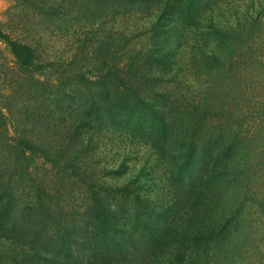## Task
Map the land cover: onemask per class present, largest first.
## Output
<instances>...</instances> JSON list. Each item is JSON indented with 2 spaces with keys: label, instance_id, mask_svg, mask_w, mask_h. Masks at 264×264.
Masks as SVG:
<instances>
[{
  "label": "trees",
  "instance_id": "1",
  "mask_svg": "<svg viewBox=\"0 0 264 264\" xmlns=\"http://www.w3.org/2000/svg\"><path fill=\"white\" fill-rule=\"evenodd\" d=\"M24 1L45 15L54 16L61 9V4L47 0ZM121 1L123 14L137 7L147 9L151 3ZM208 2L162 0L158 22L150 32V50L140 59L133 55L120 66L108 67L101 77L104 81L87 77L83 71L59 77V89L64 93H82L74 99L79 115L70 136L79 137L82 130H119L169 153L170 181L187 195V205L178 200L183 212L170 220L173 207H148L130 188L100 182L80 164L82 148H75L67 135L59 137L57 147H49L29 139L25 121L17 126L11 122L10 132L0 107V264H80L79 251L85 254L88 248L95 251L94 256L126 264H136L141 258L144 264H264L255 246L254 225L257 219H264V59L255 52H241L225 66L219 48L226 49L229 38L241 39L243 30L205 31V47L211 37L214 48L205 61L212 79L216 81L230 70L236 73L247 61L252 66L255 87L250 95L240 90L233 105L227 93H223L225 98L218 96L217 83L190 107H178L177 102L171 105L154 78L156 74L175 76L173 55L164 51L171 23L182 29L197 28ZM0 40L21 70L41 74L53 67L39 61L32 47L1 29ZM225 54H233V49ZM246 76H238L237 83ZM29 113L26 111L32 116ZM36 159L50 163L51 171L72 190L83 188L89 227L78 226L68 217L72 215L64 211L61 191L59 196L50 194L41 179L31 178ZM18 188L26 189V201ZM252 256L257 258L252 261Z\"/></svg>",
  "mask_w": 264,
  "mask_h": 264
},
{
  "label": "rangeland",
  "instance_id": "2",
  "mask_svg": "<svg viewBox=\"0 0 264 264\" xmlns=\"http://www.w3.org/2000/svg\"><path fill=\"white\" fill-rule=\"evenodd\" d=\"M47 1L61 4L60 12L54 16L45 15L28 6L24 0H0L2 32L32 47L39 61L53 64L41 74L23 71L16 65L8 46L0 40V107L8 118L10 132L11 122L17 126L25 121L29 139L49 147H57L60 136H69L75 148H82L80 164L90 174L94 173L100 182L130 188L146 200L148 207H173L170 220H175L183 212L182 206L187 205V195L179 193L170 181L169 153L144 140L132 139L119 130H82L79 137L72 138L70 132L79 115L74 99L82 93H69L67 90L64 93L59 89V77L83 71L87 77L101 79L113 64L120 66L129 56L140 59L147 53L152 24L158 22L162 0H151L147 9L137 7L127 14L119 8L121 0ZM197 22V28L184 29L171 23L172 30L164 51L173 55L171 60L176 63L175 76L172 79L169 75L156 74L157 89L167 93L171 105L177 102L175 105L178 107H190L192 102L206 94L208 87L217 83L221 91L218 96L225 98L223 93H227L228 102L233 105L240 90L250 95L256 84L251 79L252 66L247 61L248 65L238 68L236 73L230 70L215 81L210 77L211 70L208 73L205 67L206 56H210L211 48L214 49L213 43L211 37L208 38L209 47L206 48L203 34L209 29L243 30L241 39L229 38L227 48H219V56L223 57L222 60L226 59L225 66L230 65L232 58L240 57L241 52L248 55L255 52L263 60L264 0H209ZM229 48L233 49V54H225ZM245 74L246 78L237 83L238 76ZM61 98L62 104H59ZM26 111L32 116H27ZM171 148L175 150L176 146L173 148L171 145ZM261 168L264 176V164ZM32 173L31 178L41 179L50 194L59 196L61 191L64 211L72 215L68 217H73L78 226L87 224L89 227V204L82 196L83 188L72 190L54 170L51 171L50 163L41 159H36ZM18 192L25 200L28 195L26 189L18 188ZM126 208L132 209V206L127 204ZM254 225L255 246L264 259V219H257ZM79 252L82 255L80 264H126L111 257L94 256L95 251L89 248L85 254L81 249ZM255 258L252 256L250 259L253 261ZM135 263L144 264V259Z\"/></svg>",
  "mask_w": 264,
  "mask_h": 264
}]
</instances>
